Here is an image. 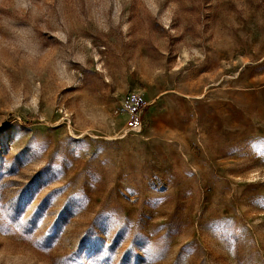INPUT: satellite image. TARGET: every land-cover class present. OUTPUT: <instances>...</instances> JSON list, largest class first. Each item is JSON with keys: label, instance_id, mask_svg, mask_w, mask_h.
Listing matches in <instances>:
<instances>
[{"label": "rangeland", "instance_id": "1", "mask_svg": "<svg viewBox=\"0 0 264 264\" xmlns=\"http://www.w3.org/2000/svg\"><path fill=\"white\" fill-rule=\"evenodd\" d=\"M0 264H264V0H0Z\"/></svg>", "mask_w": 264, "mask_h": 264}]
</instances>
